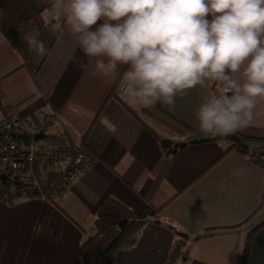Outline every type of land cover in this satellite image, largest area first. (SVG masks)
<instances>
[{
  "label": "crops",
  "instance_id": "crops-1",
  "mask_svg": "<svg viewBox=\"0 0 264 264\" xmlns=\"http://www.w3.org/2000/svg\"><path fill=\"white\" fill-rule=\"evenodd\" d=\"M43 20L50 27L57 17L51 10ZM80 62L89 63L75 38L57 34L34 80L0 33V120L16 115L49 139L82 142L97 157L92 168L53 198L0 200V264H81L78 248L92 234L95 212L105 198L136 212L166 202L158 220L122 245L114 264H166L175 245L183 253L174 264H237L246 234L258 223L255 217L264 205L262 169L235 150L212 164L225 146L202 132L194 139H206L165 156L129 112V107L147 108L190 130L213 82L178 96L174 108L160 103L131 106L118 90V78L93 76L92 65L81 70ZM126 69L121 66L118 73ZM37 112L45 115L41 128ZM249 126L264 128V100L258 102ZM64 166L34 163L44 190ZM240 168L246 169L244 175L234 176ZM245 226L249 228L244 231ZM249 264H264V229L254 239Z\"/></svg>",
  "mask_w": 264,
  "mask_h": 264
},
{
  "label": "clouds",
  "instance_id": "clouds-1",
  "mask_svg": "<svg viewBox=\"0 0 264 264\" xmlns=\"http://www.w3.org/2000/svg\"><path fill=\"white\" fill-rule=\"evenodd\" d=\"M53 34L73 36L92 75L119 79L131 106L174 108L178 96L216 82L195 111L199 130L226 137L249 126L264 100V0H48ZM210 17V18H208ZM28 49L47 54L36 28ZM121 66H127L118 73ZM246 169L234 171L241 177Z\"/></svg>",
  "mask_w": 264,
  "mask_h": 264
},
{
  "label": "trees",
  "instance_id": "trees-1",
  "mask_svg": "<svg viewBox=\"0 0 264 264\" xmlns=\"http://www.w3.org/2000/svg\"><path fill=\"white\" fill-rule=\"evenodd\" d=\"M47 11H51L48 0H0V33L19 54L22 60L21 67H24L34 80L57 36L50 31L49 23L43 20ZM32 28L40 32V39L45 42L48 49L46 55L40 56L30 51L23 41L22 34ZM218 87L219 85L213 82L211 94L216 92ZM129 112L153 136L165 156L175 154L188 144L206 139H185L188 134L201 132L197 121L188 132L147 108L136 110L129 107ZM209 140L221 141L225 146L223 153L212 164L235 150L247 156L264 174V146L251 147V142L264 141L263 127L248 126L226 137L217 136ZM30 196H37V193H31ZM165 205L166 202L160 206L148 204L142 211L136 212L118 200L105 198L95 212L92 234L86 236L78 248L80 263L114 264L122 245L145 224L158 220ZM263 229L264 219L247 232L237 264H249L254 239ZM182 253L181 246L175 245L166 264H174Z\"/></svg>",
  "mask_w": 264,
  "mask_h": 264
},
{
  "label": "built area",
  "instance_id": "built-area-1",
  "mask_svg": "<svg viewBox=\"0 0 264 264\" xmlns=\"http://www.w3.org/2000/svg\"><path fill=\"white\" fill-rule=\"evenodd\" d=\"M36 119L40 128L45 125L42 112L36 113ZM37 161L65 165L47 190L41 187L34 172ZM96 162V155L82 142L74 144L66 137L49 139L16 115L0 120V176H6L5 180L0 177V200L30 196L31 193H37L42 201L53 198L67 189L79 173L87 172Z\"/></svg>",
  "mask_w": 264,
  "mask_h": 264
},
{
  "label": "rangeland",
  "instance_id": "rangeland-1",
  "mask_svg": "<svg viewBox=\"0 0 264 264\" xmlns=\"http://www.w3.org/2000/svg\"><path fill=\"white\" fill-rule=\"evenodd\" d=\"M183 129V128H182ZM184 131H188L190 132V130H186V129H183ZM195 136L194 134H188L187 136H185V139H194ZM251 147H256V146H264V141H261V140H256L254 142H251ZM255 222H261L263 219H264V205L263 207L259 210L258 214L256 215L255 217ZM260 220V221H259ZM257 224V223H256ZM249 226H245L244 228H242L244 231L247 229L248 230ZM242 245H243V241H242Z\"/></svg>",
  "mask_w": 264,
  "mask_h": 264
},
{
  "label": "water",
  "instance_id": "water-1",
  "mask_svg": "<svg viewBox=\"0 0 264 264\" xmlns=\"http://www.w3.org/2000/svg\"><path fill=\"white\" fill-rule=\"evenodd\" d=\"M0 177H1L2 180H5L6 179V176L5 175H1Z\"/></svg>",
  "mask_w": 264,
  "mask_h": 264
}]
</instances>
